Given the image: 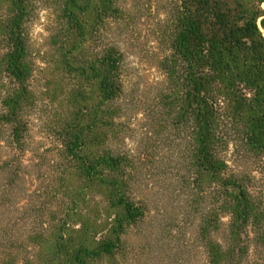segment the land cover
<instances>
[{"label":"trees","instance_id":"16d2710c","mask_svg":"<svg viewBox=\"0 0 264 264\" xmlns=\"http://www.w3.org/2000/svg\"><path fill=\"white\" fill-rule=\"evenodd\" d=\"M34 2L0 0V77L9 81L0 101V124L10 130L0 159V187L5 190L0 196V264H94L100 260L118 264L125 231L142 224L146 216L132 190V177L139 175L136 157L119 148L118 139L124 94V51L118 37L124 35L125 27L133 32V24L121 0H65L61 7L59 16L66 29L65 44L57 48L61 63L68 68L74 65L75 73L88 81L92 104L77 109L80 114H74L75 122L67 128L59 151L69 171L78 170L103 189L105 204L99 216L106 214L94 221L67 207L54 213L45 206L65 207L64 199L47 200L39 188L36 195L20 194L24 184L43 179L23 162L28 124L22 117L32 105L27 24L33 18ZM262 3L167 0V30L156 37L166 40L165 54L158 62L166 86L158 91V98L166 121L178 128L179 140L186 145L180 152L191 169L185 174L195 176V198L203 200L209 193L212 199L211 211L200 216L194 230L204 257L201 264H255L248 258L244 238L249 226L264 221V207L250 191L248 176L228 173L226 153L231 147L233 161L236 156L259 157L264 168ZM89 43L91 55L86 59ZM124 109L129 110V105ZM182 129L185 135H180ZM139 162L143 166L144 157ZM59 181L63 182V172ZM46 187L51 190L54 184ZM224 218L228 223L219 241L215 234ZM102 223L104 230L99 234ZM24 241L34 243L29 256L21 263L9 260L18 258L17 249H24Z\"/></svg>","mask_w":264,"mask_h":264},{"label":"rangeland","instance_id":"374dc122","mask_svg":"<svg viewBox=\"0 0 264 264\" xmlns=\"http://www.w3.org/2000/svg\"><path fill=\"white\" fill-rule=\"evenodd\" d=\"M64 2L65 0H35L33 18L27 24L32 68L28 85L32 105L24 110L25 115L22 117L28 124L23 162L26 168L33 166L32 172L44 180L37 178L32 185L24 184L20 194L36 195V189L39 188L47 200L56 197L58 200L64 199L67 204L65 207L47 205L46 210L64 212L67 207L98 221L106 214L104 211L103 216H99V210L105 204L103 189L96 181L90 183L86 180L78 170L69 171L60 152V141L67 128L75 122L74 114H80L77 109H86L92 104V87L75 73L74 65H71L73 68H68L61 63L57 49L60 43L65 44L66 41L65 25L59 16ZM166 2L167 0L119 2L126 9L125 13L134 30L132 32L125 27L121 31L124 35L118 37L119 45L124 51V94L120 103L123 109L118 114V139L121 141L119 148L130 150L136 157L135 170L138 171L135 172L139 175L132 177V190L136 205L145 207L146 216L142 224L125 231L120 244L121 251L117 255L118 264H201L204 258L194 230L200 216L211 211L212 199L209 193H205L203 200L195 198V194H198L192 184L195 176L192 173L185 174L190 168L181 154L186 145L179 140L178 128H173L166 121L165 110L158 98V91L166 86L165 76L158 64L165 54L166 40L160 42L156 37L167 30L168 23L165 22L164 15ZM261 8L264 9V3ZM160 22L165 25L163 28ZM86 51L88 55L85 58L88 59L91 55L90 43ZM8 85V79L1 78L0 87H3L0 88V101ZM128 105L129 110L124 109ZM1 110L0 104V112ZM9 132L8 126L0 124V159L6 153L5 141ZM185 132L180 130V135H185ZM231 150L230 147L229 153H226L228 173L248 176L246 183L250 191L264 207V168L261 159L236 156L233 161ZM142 157L145 162L140 166L143 160L139 162V159ZM65 164L66 168L63 169ZM23 171L27 172L26 169ZM62 172L61 183L59 177ZM50 182L54 187L47 190L48 187L44 186ZM43 190H47V193H43ZM1 193L5 194L2 187L0 196ZM195 199L197 201L193 202ZM71 200L76 203L72 205ZM76 223L79 224V220ZM221 223L215 234L219 241L223 240L228 218H224ZM104 225L102 223L99 234L104 230ZM247 236L244 240L249 247L248 258L252 263L263 264L264 221L259 220L258 224L249 226ZM24 243L23 250L17 249L18 258L9 260L21 263L23 258L29 256L34 243ZM32 259L34 258H30ZM94 264H104V260Z\"/></svg>","mask_w":264,"mask_h":264}]
</instances>
